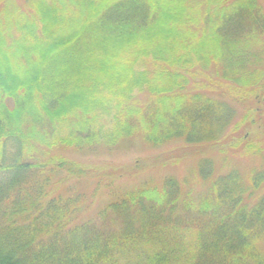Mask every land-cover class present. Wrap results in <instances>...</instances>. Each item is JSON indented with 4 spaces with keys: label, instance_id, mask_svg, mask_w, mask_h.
Wrapping results in <instances>:
<instances>
[{
    "label": "trees",
    "instance_id": "16d2710c",
    "mask_svg": "<svg viewBox=\"0 0 264 264\" xmlns=\"http://www.w3.org/2000/svg\"><path fill=\"white\" fill-rule=\"evenodd\" d=\"M210 76L264 88V0H0V264H264V171L203 160L196 201L165 176L93 219L111 183L56 153L239 144Z\"/></svg>",
    "mask_w": 264,
    "mask_h": 264
},
{
    "label": "rangeland",
    "instance_id": "374dc122",
    "mask_svg": "<svg viewBox=\"0 0 264 264\" xmlns=\"http://www.w3.org/2000/svg\"><path fill=\"white\" fill-rule=\"evenodd\" d=\"M207 70L205 73L214 76L212 68ZM212 76L208 79L212 84L204 89L213 98L226 102L236 111V121L240 125L236 133L242 135L239 144L234 137L233 142L229 140L226 144L224 141L188 146L173 142L151 146L136 138L113 145L111 149L100 148L93 153L60 149L56 152L58 157L90 171H99L102 179L111 183L108 189L100 191V196L83 217L95 219L98 209L114 201L120 193L140 187L145 180L158 185L165 176L177 179L182 200L187 197L196 201L205 193L209 184L200 180L197 174L198 165L203 160L212 163L213 177L233 170L240 174L245 183L249 182L254 172L264 171V88L251 86L240 92L233 85ZM201 78L198 76L192 79L190 85ZM243 115L246 118L242 120ZM62 132L65 133L64 130ZM261 198H264V184L248 203L252 205ZM259 247L264 257V238L259 241Z\"/></svg>",
    "mask_w": 264,
    "mask_h": 264
}]
</instances>
